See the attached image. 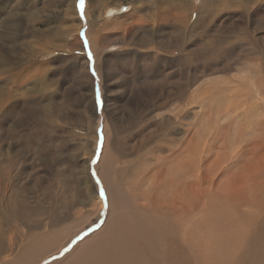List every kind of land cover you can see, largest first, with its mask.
<instances>
[{
	"label": "rangeland",
	"instance_id": "374dc122",
	"mask_svg": "<svg viewBox=\"0 0 264 264\" xmlns=\"http://www.w3.org/2000/svg\"><path fill=\"white\" fill-rule=\"evenodd\" d=\"M0 88V264L263 253L264 0H0Z\"/></svg>",
	"mask_w": 264,
	"mask_h": 264
},
{
	"label": "bare ground",
	"instance_id": "6f19581e",
	"mask_svg": "<svg viewBox=\"0 0 264 264\" xmlns=\"http://www.w3.org/2000/svg\"><path fill=\"white\" fill-rule=\"evenodd\" d=\"M160 7V6H159ZM118 11V10H117ZM165 11V10H164ZM7 12V11H6ZM106 12V11H105ZM108 12V11H107ZM115 12V11H114ZM114 13H112V12H110V15H113ZM117 14H119V12H117ZM175 14V13H174ZM106 18V17H105ZM180 18V17H179ZM92 26V25H91ZM28 54H29V52H28ZM16 55H18V54H16ZM31 55V54H30ZM33 57V56H32ZM2 59V58H1ZM38 67V66H37ZM4 71V70H3ZM40 77V76H39ZM41 78V77H40ZM1 90H0V96L5 92V90L3 89V88H0ZM17 91V90H16ZM241 95V94H240ZM147 205V204H146ZM145 205V206H146ZM150 205V204H149ZM149 205H147V206H149ZM170 205V206H169ZM175 205H176V203H175V198L173 197V195L171 196V198L169 199V202H167V204L164 206V207H162L161 206V213L162 212H165L166 214H167V210H165V209H167L168 208V206H169V208H170V210H174V208H175ZM137 206H139V205H137ZM144 206V205H143ZM153 206V205H152ZM159 207V206H158ZM178 207V206H177ZM145 208H147V207H145ZM149 208H150V206H149ZM165 208V209H164ZM142 209V208H141ZM140 209V210H141ZM148 209V208H147ZM159 209V210H160ZM139 210V209H138ZM137 210V211H138ZM139 212V211H138ZM147 212V211H146ZM135 213V212H134ZM177 213V212H176ZM138 214V213H137ZM146 214V213H145ZM144 214V215H145ZM169 214V213H168ZM140 215V214H139ZM158 215H159V212H158ZM163 217L164 218H168V217H166V216H164L163 215ZM169 217H171L172 218V215L170 216L169 215ZM133 219V218H132ZM139 219V218H138ZM141 219V218H140ZM171 220V219H170ZM143 221V220H142ZM142 221H141V223H142ZM145 221H146V219H145ZM145 221H143V223L145 222ZM148 221H149V219H148ZM168 221V220H167ZM140 222V221H139ZM147 222V221H146ZM149 222H151V221H149ZM170 222V221H169ZM136 223V222H135ZM142 223V225H144ZM153 223H154V220H153ZM152 223V224H153ZM175 223V222H174ZM173 224V223H172ZM135 225V224H134ZM139 226V224H136V226ZM141 225V226H142ZM263 225H264V221H263ZM146 226V225H145ZM173 226V225H172ZM176 227V226H175ZM135 229H134V231H133V234H132V239H133V242H134V246H132V248L133 247H135V250H134V252L137 254L138 253V255L139 254H141V256L140 257H142V258H147V261L149 260V259H151V260H159V261H162V259H165L166 258V256L165 255H160V254H158L157 255V248H156V244H154L157 240H155L154 238L156 237V231L154 232L153 230H151V229H149L150 230V236H148L149 234H148V232H146V235H147V237H142L143 239H141V238H138L137 237V234H138V232H137V230H136V228H138V227H134ZM140 228V227H139ZM152 228V227H151ZM140 230V229H139ZM146 230V229H145ZM149 230H147V231H149ZM153 231V232H152ZM130 232V231H129ZM118 233H120V232H118ZM142 233V232H141ZM140 233V234H141ZM156 233V234H155ZM153 234H155V236H154V238H152L153 236ZM143 235V234H142ZM175 236V235H174ZM113 237V236H112ZM157 239H159V237L157 238ZM126 240V239H125ZM160 240V239H159ZM167 241H169V242H172V243H175L176 244V242L174 241V240H172V239H170V238H168V239H166ZM130 241V240H129ZM148 241H150V243H151V245L149 246V245H147V243H149ZM108 242V241H107ZM106 242V243H107ZM163 242L164 243H166V245L168 246V243L165 241V240H163ZM102 242H100V244H101ZM112 243V242H111ZM128 243V242H127ZM172 243H170V244H172ZM180 243V242H179ZM99 244V243H98ZM159 244V243H158ZM108 245V244H107ZM116 245V244H115ZM125 245V244H124ZM133 245V244H132ZM174 245V244H173ZM177 245V244H176ZM80 246V245H79ZM94 246V245H93ZM97 246H99V245H97ZM101 246V245H100ZM99 246V247H100ZM104 245H102V247H103ZM114 246V245H113ZM170 246V245H169ZM105 247V246H104ZM126 247H128L127 245H126ZM160 247V246H159ZM177 247V246H176ZM182 247V246H181ZM113 248V247H112ZM114 249V248H113ZM122 249V248H121ZM124 249V248H123ZM162 249V248H161ZM43 250V249H42ZM93 250V249H92ZM104 250V249H103ZM117 250V249H116ZM133 250V249H132ZM170 250V249H169ZM174 250V249H173ZM178 250V249H177ZM29 251V250H28ZM45 251V250H44ZM102 251V250H101ZM108 251V250H107ZM115 251V250H114ZM128 250H126V252H127ZM130 251V250H129ZM175 251V250H174ZM181 251V250H180ZM92 252V251H91ZM134 252H133V254H134ZM183 252V251H182ZM109 253H110V251H109ZM181 253V252H180ZM179 253V254H180ZM103 254V253H102ZM106 254V253H105ZM105 254H104V257L103 258H105ZM119 254H120V252H119ZM123 254V253H122ZM122 254H120V255H122ZM163 254H165V253H163ZM251 254V256H248L247 255V253L246 252H244V253H240L239 254V256H238V261H237V263L236 264H264V251H263V253H259V254H256V253H254V252H251L250 253ZM113 255V254H112ZM115 255H117V254H115ZM135 255V254H134ZM20 256V255H19ZM19 256H17V257H19ZM126 256V255H125ZM124 256V257H125ZM182 256V255H181ZM108 259L111 257V256H109L108 257V255L106 256ZM113 257H114V255H113ZM112 257V258H113ZM135 257H137V256H135ZM97 258V257H96ZM18 259V258H17ZM106 259V258H105ZM105 259L103 260L104 262H105ZM114 259V258H113ZM115 259H117L116 257H115ZM114 259V260H115ZM126 259V258H125ZM140 259V258H139ZM19 260H20V258H19ZM42 260V259H41ZM40 260V261H41ZM94 260H96V259H94ZM97 260H99V258L97 259ZM96 260V261H97ZM114 260H113V263L115 264V262H114ZM145 260V259H144ZM150 260V261H151ZM21 261V260H20ZM95 261V262H96ZM100 261H101V259H100ZM138 261V260H137ZM91 262H92V260H91ZM90 262V263H91ZM103 262V263H104ZM107 262V261H106ZM106 262H105V264H106ZM136 262V261H135ZM143 262H145V261H143ZM195 262H196V259H195ZM99 263V262H98ZM108 263V262H107ZM126 263V262H125ZM151 263V262H150ZM39 264V263H38ZM93 264V263H92ZM96 264V263H95ZM109 264V263H108ZM121 264V263H120ZM147 264V263H146ZM156 264V263H155ZM161 264V263H160Z\"/></svg>",
	"mask_w": 264,
	"mask_h": 264
},
{
	"label": "snow or ice",
	"instance_id": "6c2138e0",
	"mask_svg": "<svg viewBox=\"0 0 264 264\" xmlns=\"http://www.w3.org/2000/svg\"><path fill=\"white\" fill-rule=\"evenodd\" d=\"M84 7V0H79V8L81 9V11L83 10ZM93 74L95 75V73L93 72ZM97 100L99 102V90H97ZM103 195V193H101Z\"/></svg>",
	"mask_w": 264,
	"mask_h": 264
}]
</instances>
